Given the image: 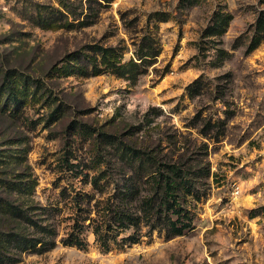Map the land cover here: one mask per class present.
I'll return each instance as SVG.
<instances>
[{"label":"rangeland","instance_id":"rangeland-1","mask_svg":"<svg viewBox=\"0 0 264 264\" xmlns=\"http://www.w3.org/2000/svg\"><path fill=\"white\" fill-rule=\"evenodd\" d=\"M71 1L80 15L73 27L51 30L39 20L57 0H0V94L11 72L39 84L30 82L37 97L18 115L0 106V178L31 176L37 206L60 208L55 248L23 253L17 264H264V0ZM94 46L122 52L126 66L97 76L57 72L75 54L93 57ZM146 46L155 56L137 61ZM130 59L139 66H127ZM79 62L90 72L87 57ZM218 120L225 128L215 142L203 132ZM97 133L197 170L200 198L189 202V229L167 236L143 227L136 243L108 251L89 228L85 248L59 242L69 231L71 198L90 192L67 164L117 178L107 169L115 152Z\"/></svg>","mask_w":264,"mask_h":264},{"label":"trees","instance_id":"trees-1","mask_svg":"<svg viewBox=\"0 0 264 264\" xmlns=\"http://www.w3.org/2000/svg\"><path fill=\"white\" fill-rule=\"evenodd\" d=\"M87 1L88 4L95 2L99 7L111 2ZM57 4L58 7L47 17L39 20L41 26L51 30L73 27V21H77L80 16L76 4L71 0H57ZM86 9L91 10L90 6ZM87 18L88 15H84L82 23L87 22ZM144 48L145 51L137 55V61L143 62L155 56L153 46ZM92 52L93 57L83 56L87 57L88 64L91 65L90 72L73 64L83 58L80 54L71 58L70 66L57 72L78 71L84 76H97L107 71L119 73L126 66L122 62V52L113 47L94 46ZM137 61L130 59L127 66L137 68ZM6 79L1 87L3 91L0 94V106L8 113L18 115L25 105L37 97L36 91H30V82L36 83L37 88L39 84L20 73L11 72ZM53 115L57 120L63 114L58 107ZM86 128L88 127L81 125L75 127L88 133ZM224 128V121L218 120L213 125L208 122L203 133L218 142ZM90 136L92 137V134ZM96 139L100 145L109 146L115 152L117 163L107 166V169L113 168L117 178H113L112 174L105 170L88 176L79 170L77 164H67L75 183L82 187L88 186L90 192L80 190L71 198L73 210L69 216V231L59 240L62 245L85 248L86 242L82 235L87 228L91 229L98 246L108 251L112 244L136 243L142 236L143 227L147 228L148 235L160 229L164 230L167 236L181 235L191 227L189 202L200 198L197 183L201 177L197 170L186 168L179 163L160 161L152 152L135 149L111 134L97 133ZM208 176L209 170L204 174V177ZM75 183L73 182L71 187ZM35 186L36 181L31 176L14 180L0 178V264H17L23 253L41 255L57 245L58 224L54 219L59 215L60 208L37 206L33 200ZM108 189L113 191L112 195L104 200L98 198L95 204L90 206L89 203L94 197L102 196ZM65 191L62 189L59 193L63 201L67 199ZM128 230L133 232L119 239V236Z\"/></svg>","mask_w":264,"mask_h":264}]
</instances>
